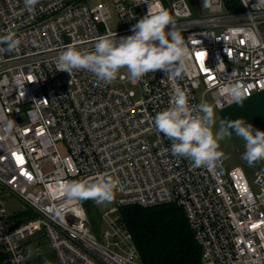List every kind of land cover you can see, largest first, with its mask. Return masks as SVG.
<instances>
[{
    "label": "built area",
    "instance_id": "1",
    "mask_svg": "<svg viewBox=\"0 0 264 264\" xmlns=\"http://www.w3.org/2000/svg\"><path fill=\"white\" fill-rule=\"evenodd\" d=\"M91 1L38 0L29 12L24 0H0V34L21 39L18 49L0 52V264H33L25 241L38 232L56 264H143L112 213L164 204L183 211L200 264H264V173L249 180L223 155L210 167L195 166L172 154V141L152 120L170 106L176 86L190 105L208 97L217 109L235 103L230 83L241 85L244 99L264 91V46L251 49L241 31L255 29L264 40V0H110L118 29L107 24L108 7ZM161 10L189 49L190 70L175 80L157 69L139 82L120 73L106 84L84 69H58L68 45L91 51L98 37L131 35L139 19ZM127 85L139 88L138 98ZM58 177L118 178L114 206L91 224L89 199L77 204L49 194ZM7 194L36 219L17 222ZM56 206H63V220L48 212Z\"/></svg>",
    "mask_w": 264,
    "mask_h": 264
},
{
    "label": "clouds",
    "instance_id": "2",
    "mask_svg": "<svg viewBox=\"0 0 264 264\" xmlns=\"http://www.w3.org/2000/svg\"><path fill=\"white\" fill-rule=\"evenodd\" d=\"M37 3L38 0H24L29 12L35 11ZM166 25H170L168 31ZM131 27L132 34L119 39L111 34L98 37L91 51L68 45L57 56L58 69L67 73L84 69L106 84L115 80L121 69L127 70V78L132 82H139L157 69L168 73L173 80L190 70L185 38L175 30V20L167 11L146 14ZM241 31L251 49L264 46L255 29ZM20 44L21 39L14 32L0 34V52L18 49ZM227 88L236 103L243 101L245 92L240 84L230 83ZM216 107L206 101L190 105L185 91L176 86L170 106L157 112L152 120L155 129L172 141V154L188 158L195 166L210 167L216 163L222 156L219 142L233 135L243 139L242 159L248 165L264 160V131L254 129L243 118H219ZM6 127L11 129L13 122L9 120ZM118 188V178L84 182L58 177L49 185V194L77 204L85 199L110 203ZM48 212L57 220H63L65 215L63 206L49 208Z\"/></svg>",
    "mask_w": 264,
    "mask_h": 264
},
{
    "label": "trees",
    "instance_id": "3",
    "mask_svg": "<svg viewBox=\"0 0 264 264\" xmlns=\"http://www.w3.org/2000/svg\"><path fill=\"white\" fill-rule=\"evenodd\" d=\"M234 1L237 4V0ZM23 216H27L26 213L17 214L16 221L21 223ZM119 216L143 264H200V249L183 211L176 205L126 206L119 208ZM42 259L39 256L32 262L45 261Z\"/></svg>",
    "mask_w": 264,
    "mask_h": 264
},
{
    "label": "rangeland",
    "instance_id": "4",
    "mask_svg": "<svg viewBox=\"0 0 264 264\" xmlns=\"http://www.w3.org/2000/svg\"><path fill=\"white\" fill-rule=\"evenodd\" d=\"M101 2L104 3L108 9L110 18L107 21L109 28L111 29H118L120 27L119 18L113 8V5L110 0H92L90 3ZM198 14H201L198 12ZM127 70L121 69L120 73L126 75ZM127 88L133 90L135 93V98L139 96V88L132 87L127 85ZM205 101L209 104H212L208 97H205ZM234 105V104H233ZM225 108V107H224ZM228 108V107H226ZM235 108V110H232ZM231 108L230 113L221 115L217 112L219 118H227V119H236V118H243L246 123H251L254 129H259L264 131V112L260 109H253V108H246L244 107L243 103H236L234 107ZM219 148L223 154L224 159L229 160H239L240 162L243 161L244 164L246 163L242 159V153L244 152V141L242 138L237 137L235 135L231 136L230 138L226 137L224 140L219 142ZM59 152L61 155L64 154V149L60 146ZM249 168H252L254 171L257 172H264V160L258 161L253 165H249ZM116 195L114 196L115 199ZM5 200V205L10 211L19 213H26L27 216L23 218V222L31 221L36 219V215L26 209L25 206L16 198L11 195L3 196ZM114 199L110 203H97L92 199H89L85 202V208L87 209L88 218L91 224H97L100 214L106 210L112 209L114 206ZM113 216L119 214V210L117 212L112 213ZM100 228L103 230L102 225ZM130 233V232H129ZM25 245L27 246L26 249L30 251V259L31 261L35 260L36 257L42 256V260L39 263L32 262L33 264H56L54 258L50 257L53 256L51 250L48 245V241L45 238V235L42 232L36 233L34 236L27 238L25 241ZM134 243V241H133ZM135 244V243H134ZM47 258V259H46Z\"/></svg>",
    "mask_w": 264,
    "mask_h": 264
},
{
    "label": "crops",
    "instance_id": "5",
    "mask_svg": "<svg viewBox=\"0 0 264 264\" xmlns=\"http://www.w3.org/2000/svg\"><path fill=\"white\" fill-rule=\"evenodd\" d=\"M242 103H243L244 107H246L248 109H250V108L260 109L261 111L264 112V91L253 93L252 96H250L249 98L243 99ZM233 104L235 105L236 102ZM233 104L226 106L228 108H226V107L222 108V109L216 108L215 110L220 115H221V113L228 114V113H230L231 108L234 107ZM211 105H214V104L212 103ZM232 110H235V108H233ZM224 160H225V163L228 167H240L249 180H251L253 178L254 174L257 173V171H254L252 168H249V165L247 163L244 164L243 161L240 162L239 160H237V161L236 160H229L226 158ZM261 173H264V172H261ZM22 218H24V216Z\"/></svg>",
    "mask_w": 264,
    "mask_h": 264
},
{
    "label": "snow or ice",
    "instance_id": "6",
    "mask_svg": "<svg viewBox=\"0 0 264 264\" xmlns=\"http://www.w3.org/2000/svg\"><path fill=\"white\" fill-rule=\"evenodd\" d=\"M203 54H198V56H202Z\"/></svg>",
    "mask_w": 264,
    "mask_h": 264
}]
</instances>
